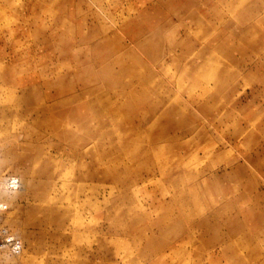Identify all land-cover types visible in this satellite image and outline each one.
<instances>
[{"label":"rangeland","instance_id":"rangeland-1","mask_svg":"<svg viewBox=\"0 0 264 264\" xmlns=\"http://www.w3.org/2000/svg\"><path fill=\"white\" fill-rule=\"evenodd\" d=\"M0 160V264H264V0H0Z\"/></svg>","mask_w":264,"mask_h":264},{"label":"built area","instance_id":"built-area-1","mask_svg":"<svg viewBox=\"0 0 264 264\" xmlns=\"http://www.w3.org/2000/svg\"><path fill=\"white\" fill-rule=\"evenodd\" d=\"M10 188H15L13 180L10 181ZM7 210L6 206L0 204V248L10 250L13 254H19L23 250L22 241L2 225L3 216Z\"/></svg>","mask_w":264,"mask_h":264},{"label":"bare ground","instance_id":"bare-ground-1","mask_svg":"<svg viewBox=\"0 0 264 264\" xmlns=\"http://www.w3.org/2000/svg\"><path fill=\"white\" fill-rule=\"evenodd\" d=\"M4 163H3V160H0V167L3 166ZM16 182V181H15ZM18 182V181H17ZM19 184V183H18ZM15 186H16V183H15ZM18 189V188H17Z\"/></svg>","mask_w":264,"mask_h":264}]
</instances>
